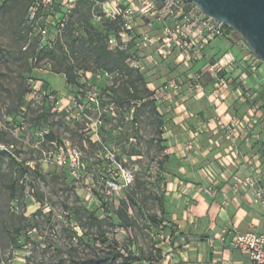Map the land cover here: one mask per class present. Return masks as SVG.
Wrapping results in <instances>:
<instances>
[{
  "label": "rangeland",
  "instance_id": "374dc122",
  "mask_svg": "<svg viewBox=\"0 0 264 264\" xmlns=\"http://www.w3.org/2000/svg\"><path fill=\"white\" fill-rule=\"evenodd\" d=\"M54 1L57 12L61 0ZM34 2L0 0V144L9 148L0 151V264H163L172 228L164 223L162 121L152 104L138 107L133 98L148 96V80L162 86L164 68L146 65L136 74L122 63L121 86L105 81L99 104L91 103L87 87L99 65L85 57L87 47L70 48L93 34L91 2L83 0L69 21L36 11ZM149 24L138 19L137 34L158 35L162 24ZM37 26L58 32L57 46L83 70L81 91L67 89L65 77L51 71L54 62L34 48ZM74 150L78 171L69 166Z\"/></svg>",
  "mask_w": 264,
  "mask_h": 264
},
{
  "label": "crops",
  "instance_id": "0c3cea01",
  "mask_svg": "<svg viewBox=\"0 0 264 264\" xmlns=\"http://www.w3.org/2000/svg\"><path fill=\"white\" fill-rule=\"evenodd\" d=\"M149 27L153 30V25ZM229 53L238 58L246 55L233 42L216 39L209 42L200 61L187 65L173 56L170 61L151 65L164 68L163 81H176L179 85L172 100L157 108L164 121L161 136L166 155L164 223L173 232L172 247L163 264H215L209 240H217L226 227H234L240 234L264 233V209L251 208L245 195L237 197V204L223 208L221 190L227 188V182L220 178L219 184L211 187L206 179L207 169L221 175L217 159L229 146L223 138L220 121L229 123L252 111H256L258 118L264 117V66L256 76L247 77L235 66H225L221 77L232 78L233 83L226 89L222 101L216 102L212 97L216 80L207 73L208 68ZM202 73L199 82L192 79ZM146 87L150 92L158 88L150 80ZM188 145L193 146L192 151ZM241 147L236 167L230 168L228 175L246 177L249 174L246 156L258 155L264 166V142H253L249 147L241 143ZM208 190L216 193L210 195ZM230 244L231 237H228L226 246ZM224 256L232 264H249L248 258L236 251L228 249Z\"/></svg>",
  "mask_w": 264,
  "mask_h": 264
},
{
  "label": "built area",
  "instance_id": "2783aa9c",
  "mask_svg": "<svg viewBox=\"0 0 264 264\" xmlns=\"http://www.w3.org/2000/svg\"><path fill=\"white\" fill-rule=\"evenodd\" d=\"M78 1L62 0V16L66 18L70 15L76 9ZM34 6H44L53 11L54 2L53 0H40ZM95 8L99 9L93 13L95 22L103 23L115 20L119 22V32L108 39L109 50L129 55V68L140 74L146 69V65H159L162 62L170 61L173 56L179 63L187 65L194 61H200L205 55L204 51L207 45L212 40L225 39L240 47L246 54L244 57L238 58L235 54L229 53L221 61L208 68L207 73L216 80L212 93L216 102L222 101L226 89L233 83L232 78L221 77L225 66H235L244 77L256 76L264 66V63L254 57L240 37L236 39L237 34L228 26L204 16L196 6L187 4L184 0H108L95 4ZM138 19L150 21L149 25H153V22L161 23L158 35L137 34ZM38 34L41 36L42 42H46V40L54 38L57 32L52 34L51 29L43 27L38 31ZM79 76H83L82 71L79 72ZM121 78L123 75L118 72H96V83L87 87L89 101L98 105L100 92L102 89H106L104 82L115 80L116 82L112 86L119 88ZM202 78L203 73L192 77L196 82ZM178 89L179 85L176 81H168L153 90L149 97L139 100L135 104L140 107L146 103H153L158 108L165 102L171 101L173 94ZM106 93L112 95L111 90ZM80 108L82 109L81 106ZM220 129L223 138L229 142V146L225 154L217 159L222 168L221 175H217L210 169L205 171L208 183L211 187H215L219 184L220 178L227 182V188L221 190L223 208L237 204V197L245 195L248 197V205L251 208L264 209V166L258 155L245 157L244 160L249 169V174L246 177L228 175V170L236 167L241 156V143L249 147L253 142H264V117L258 118L256 111H252L242 117L233 118L229 123L220 121ZM187 148L190 151L193 150L192 145H188ZM0 151H9V148L0 144ZM110 155V162L116 164L113 154ZM55 162L59 165L62 164L61 160ZM81 165V154L74 150V157L69 165L70 169L78 171ZM126 180L127 183H132L131 174L127 175ZM207 192L210 195L216 193L214 190ZM160 229L162 230L164 227L160 226ZM165 237L166 242L172 245L171 233ZM228 237H231L229 247L226 246ZM209 245L215 264H232L224 256L228 249L246 256L249 264H264V233L240 234L234 227H226L217 240H209ZM163 257L168 258L164 254Z\"/></svg>",
  "mask_w": 264,
  "mask_h": 264
},
{
  "label": "trees",
  "instance_id": "16d2710c",
  "mask_svg": "<svg viewBox=\"0 0 264 264\" xmlns=\"http://www.w3.org/2000/svg\"><path fill=\"white\" fill-rule=\"evenodd\" d=\"M40 0H35L33 6ZM62 1V0H61ZM61 1L58 3L59 9L56 11L55 9V1L54 2V6H53V11L48 10L46 7L44 6H34L36 9V11L38 10V12L42 9L45 8V10H47L48 13H59L62 17V19H64L65 21H69L71 19V17L73 15H75L78 10H79V6L81 4V2L83 0H79L76 9L70 14L68 15L66 18L62 16V9H61ZM89 2H91V10H90V15H89V20H88V25L89 28L92 30L93 34H86V37L89 38L88 42H81L80 40H76L74 42H72L70 44V48L72 50V48H74V50L76 49H80L83 50L85 47H87V49L85 50V57L89 56L92 57L95 61V63L97 65H99V67L95 70V74L98 71H105V72H109V73H115L118 72L120 73V75H124V73L127 72H134L136 74H140L135 72L134 70H131L128 66L130 57L129 55H127L126 53H121V52H112L109 50V46L108 43L104 44V37H107V42L108 39L112 36L117 35V33L119 32V22L117 20L115 21H106L103 23H98L94 21L93 18V13L95 11H98L99 9L95 8V4L97 3H104L107 2L108 0H88ZM115 26L116 29L113 32L112 36H106L108 34V28ZM41 28V26H37V31H39ZM53 32L54 30L51 29ZM102 31H105L104 35L102 34ZM58 33V32H57ZM53 34V33H52ZM57 36H55L54 38L49 39V43L50 46H47L45 44V42H42V38L40 36L39 40L34 44V48L38 49V51H40V53L42 54V56H48L53 62H54V66H52V73L57 74V75H63L65 77L66 80V84L65 87L67 89L71 88V87H75L76 91H81L82 90V84L79 82L80 80V76H79V72L82 71L81 66L75 67L73 66V60L70 59L69 56V52L64 50V46H57ZM57 46V47H56ZM35 61L37 62L38 59L35 58ZM122 63H125L126 65V71L125 72L122 68ZM137 81H139L140 83L142 82V84H145L143 78L138 77ZM147 85V83H146ZM149 91V90H148ZM150 91L147 93L149 97L150 96ZM133 99L135 100H143L144 98H138V97H134ZM147 104V103H146ZM153 105V111L156 115H158L160 117V114L156 108V106L153 103H150ZM145 105V104H143ZM161 126L164 125V121L163 119H161ZM45 140L49 143H54L55 142V138L51 135V134H47L45 137ZM1 141V140H0ZM127 199L129 201H133L134 199V195L131 194L130 192H128L127 195ZM118 219L123 221V217L120 216V214H118ZM151 222H155V220L151 219ZM171 235L173 234V232H170Z\"/></svg>",
  "mask_w": 264,
  "mask_h": 264
},
{
  "label": "water",
  "instance_id": "95a60500",
  "mask_svg": "<svg viewBox=\"0 0 264 264\" xmlns=\"http://www.w3.org/2000/svg\"><path fill=\"white\" fill-rule=\"evenodd\" d=\"M206 17L228 26L264 63V0H184Z\"/></svg>",
  "mask_w": 264,
  "mask_h": 264
}]
</instances>
